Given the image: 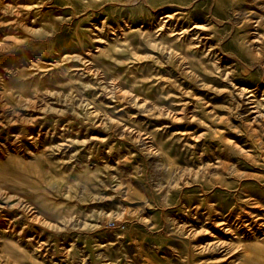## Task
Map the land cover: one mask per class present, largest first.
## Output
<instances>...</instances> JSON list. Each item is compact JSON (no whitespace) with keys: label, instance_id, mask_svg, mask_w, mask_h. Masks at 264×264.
<instances>
[{"label":"rangeland","instance_id":"rangeland-1","mask_svg":"<svg viewBox=\"0 0 264 264\" xmlns=\"http://www.w3.org/2000/svg\"><path fill=\"white\" fill-rule=\"evenodd\" d=\"M246 1L0 0V264H226L182 226L264 200Z\"/></svg>","mask_w":264,"mask_h":264},{"label":"bare ground","instance_id":"bare-ground-1","mask_svg":"<svg viewBox=\"0 0 264 264\" xmlns=\"http://www.w3.org/2000/svg\"><path fill=\"white\" fill-rule=\"evenodd\" d=\"M245 4L247 6L262 7L250 11L246 26L249 30H252V35L245 38L243 42L252 57H260L264 53V0H248ZM201 34L205 44L211 41L212 35L205 28L201 30ZM103 53L104 49L97 48L96 53L89 58L94 62L97 60V56ZM193 63L190 58L185 59V61L182 59L181 65L185 73H195ZM96 79H99V77L97 76ZM99 81L103 83L101 79ZM103 87H106V85H103ZM113 94L114 91H112L111 97H114ZM89 112L91 114L95 113L96 109ZM60 136L64 141L58 145V149L74 142L66 135L61 134ZM82 143L84 146L88 144L87 141H82ZM214 164L219 166L224 163L218 159ZM217 181L221 185L227 183L223 177H219ZM241 189L244 194L236 197V201L232 206H218L216 202H212L210 199H204V201L195 204V211L192 213L194 216L188 220L186 227H182L187 235L192 237L202 236L196 241L194 249H192V246L188 248L187 254L189 256L191 253L194 255L211 253L210 255L214 257L218 253L221 261H226V264H264V200L249 185L241 186ZM260 194L264 196V191H261ZM200 217L203 220H200ZM200 221H202V224H200ZM204 225L207 226L203 227ZM39 246H44V242H41ZM205 257L198 260L204 262L211 259V257Z\"/></svg>","mask_w":264,"mask_h":264}]
</instances>
